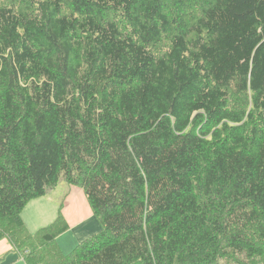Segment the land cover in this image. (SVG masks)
<instances>
[{
    "label": "trees",
    "instance_id": "16d2710c",
    "mask_svg": "<svg viewBox=\"0 0 264 264\" xmlns=\"http://www.w3.org/2000/svg\"><path fill=\"white\" fill-rule=\"evenodd\" d=\"M60 180L100 229L21 211ZM27 264H264V0H0V239Z\"/></svg>",
    "mask_w": 264,
    "mask_h": 264
},
{
    "label": "crops",
    "instance_id": "0c3cea01",
    "mask_svg": "<svg viewBox=\"0 0 264 264\" xmlns=\"http://www.w3.org/2000/svg\"><path fill=\"white\" fill-rule=\"evenodd\" d=\"M68 187H70L69 191L61 202L48 198L53 187L48 189L43 197L29 201L21 211V218L30 232L51 223L60 211L68 224V229L57 237L56 242L65 253L100 229L99 222L93 216L82 189L72 185ZM0 264H27V262L22 254L13 248L8 239L2 238L0 239Z\"/></svg>",
    "mask_w": 264,
    "mask_h": 264
},
{
    "label": "rangeland",
    "instance_id": "374dc122",
    "mask_svg": "<svg viewBox=\"0 0 264 264\" xmlns=\"http://www.w3.org/2000/svg\"><path fill=\"white\" fill-rule=\"evenodd\" d=\"M69 185L67 183H65L63 180H60L58 182V184L54 187L53 191H51L53 194H48V198L50 199H56L59 203V201L61 202L62 199H64L66 193H68ZM38 229V228H37Z\"/></svg>",
    "mask_w": 264,
    "mask_h": 264
}]
</instances>
